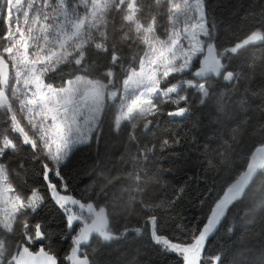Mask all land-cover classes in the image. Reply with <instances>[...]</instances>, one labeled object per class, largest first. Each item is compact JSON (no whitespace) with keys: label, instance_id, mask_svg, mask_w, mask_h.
Listing matches in <instances>:
<instances>
[{"label":"snow or ice","instance_id":"1","mask_svg":"<svg viewBox=\"0 0 264 264\" xmlns=\"http://www.w3.org/2000/svg\"><path fill=\"white\" fill-rule=\"evenodd\" d=\"M259 9L243 18L246 22L258 17L247 35L224 46L217 35L220 21L207 0H0V22L5 28L0 34V116L8 125L0 132V264H99L95 250H86L91 239L126 242L132 234L145 232L162 253L178 255L182 264H224V249L210 255L209 241L229 206L243 199L264 175V141L217 199L203 227L182 230L181 236L161 234L164 229L157 215L165 206L171 208L174 200L138 199L146 183L140 164L149 159L156 144L138 147V154H130L128 160L121 158L122 164L132 167L105 178L99 192L93 193L96 201L89 197L84 202L72 195L61 168L78 145L87 144L93 135L99 138L111 108H116L113 130L128 129L129 140L136 141L138 129L159 124L162 116L170 122L187 119L193 110L190 89L199 95L201 106L210 107L209 115L214 113L217 122L228 116L232 104L245 113L224 141L226 150L234 151L251 121L247 112L252 98L260 99L258 110L264 114V88L249 87L264 60L253 57L241 67L234 66L241 50L264 44V3ZM125 47L131 56L124 55ZM257 131L264 134V124ZM174 143L179 140L165 138L159 147L167 149ZM23 146L33 150L32 159L40 162L51 197L65 214L71 245L63 257L48 242L47 225L30 224L45 197L35 188L30 195L17 191L12 182L11 176L19 177L20 171L10 161L16 157L24 170ZM221 155L227 162L228 152ZM121 179L135 185L122 189L129 193V215L137 203L149 214L133 227L127 226L126 217L125 226L117 231L111 220L115 202H109L108 189ZM183 191V187L178 190ZM100 198L105 204H99ZM9 236L17 237L14 243Z\"/></svg>","mask_w":264,"mask_h":264},{"label":"trees","instance_id":"2","mask_svg":"<svg viewBox=\"0 0 264 264\" xmlns=\"http://www.w3.org/2000/svg\"><path fill=\"white\" fill-rule=\"evenodd\" d=\"M147 2L151 3V0ZM262 3L264 0H207L208 7L220 21L217 35L224 46L236 42L237 38L242 39L255 26L258 17H249L246 22L243 18L250 10L259 11ZM116 24L119 27V20ZM4 30V24L0 22V34ZM232 33H235L234 37ZM123 51L125 56H131L127 47ZM253 57L264 60V44L249 45L241 50L234 60V66L241 67ZM262 73L264 63L256 68V75L249 85L252 91L264 88ZM68 78L71 77L65 76V79ZM55 82L60 81L57 79ZM213 82H217L215 78ZM218 83L220 88L225 87L222 80ZM243 87L244 82L241 83V88ZM189 92L193 110L187 119L170 122V118L162 116L159 124L150 125L147 130L138 129L136 141L129 140L128 129L119 133L113 130L116 108H111L104 117L99 138L93 135L87 144L78 145L70 160L61 168L64 182L68 184L71 194L84 202L89 197L96 201L97 197L93 193L99 192L105 178L116 176L121 168L132 167L131 163L122 164L121 158L128 160L130 154H138V147H151L156 144L157 147L149 154V159L140 164L146 183L142 185L144 194L138 199L142 198L145 203L175 201L171 208L165 206L157 212L160 225L164 229L161 234L181 236L182 230L187 232L193 228H202L217 199L246 167L255 148L264 141V134L257 131L258 126L264 124V114L258 110L260 99L252 98L247 112L251 121L242 136V142L234 151L226 150L224 141L229 138L228 130L237 121L243 120L245 113L232 104L228 108V116L217 122L213 118L214 113L209 115L210 107L198 103L199 95L195 89H190ZM170 107L165 106L166 109ZM21 122L26 123L23 119ZM197 122H200V127L195 128ZM4 127L7 128L8 125L0 116V129ZM173 133L176 135L173 136ZM14 135L19 141L20 137ZM165 138L170 141L178 139L179 143L161 149L159 143ZM225 151L229 154L227 162H224L221 155ZM32 152L29 146L22 147L20 156L24 161V170L19 169V160L16 157L11 158L10 166L20 171L19 177L12 175L11 179L17 191L30 195L35 188L45 197L43 204L31 216L30 224H46L50 233L48 242L63 257L71 245V236L65 227L63 214L51 199L47 181L42 176L41 164L32 159ZM53 182H57L59 186L58 178L53 177ZM132 187L135 185L129 180L121 179L108 189L109 202H115L116 215L111 220L117 231L125 226L126 217L130 221L127 226L133 227L140 226L144 217L149 214L137 203L132 206L134 211L129 215V193H122V189ZM181 187L184 191L179 193ZM98 202L105 204L103 198ZM229 228L232 229L231 232L228 231ZM218 229L209 241L212 246L210 255L216 254L222 247L226 254L224 264H264V175L251 186L243 199L229 206ZM8 239L14 243L17 237L9 236ZM86 250H95L99 264H182L178 255L162 253L147 232L140 236L132 234L126 242L110 244H105L96 237L91 239L90 247Z\"/></svg>","mask_w":264,"mask_h":264},{"label":"water","instance_id":"3","mask_svg":"<svg viewBox=\"0 0 264 264\" xmlns=\"http://www.w3.org/2000/svg\"><path fill=\"white\" fill-rule=\"evenodd\" d=\"M177 119H180V118H177ZM50 196H51V193H50ZM51 199H52L53 203L58 207V209L60 210V212L63 214V216H64V220H65V214H64L63 210L59 208V206L55 203V201L53 200L52 197H51ZM86 202H87V201H86ZM90 242H91V241H90ZM38 246H39V245H38ZM38 246H37V247H38Z\"/></svg>","mask_w":264,"mask_h":264},{"label":"rangeland","instance_id":"4","mask_svg":"<svg viewBox=\"0 0 264 264\" xmlns=\"http://www.w3.org/2000/svg\"><path fill=\"white\" fill-rule=\"evenodd\" d=\"M10 70H11V69H10ZM115 113H116V111H115ZM4 129H5V127H4V128H1V129H0V132H3ZM9 135H10V137L15 138V135H14L13 133L9 132ZM15 139H16V138H15Z\"/></svg>","mask_w":264,"mask_h":264},{"label":"flooded vegetation","instance_id":"5","mask_svg":"<svg viewBox=\"0 0 264 264\" xmlns=\"http://www.w3.org/2000/svg\"><path fill=\"white\" fill-rule=\"evenodd\" d=\"M75 233H73V235H74ZM38 246V245H37Z\"/></svg>","mask_w":264,"mask_h":264}]
</instances>
